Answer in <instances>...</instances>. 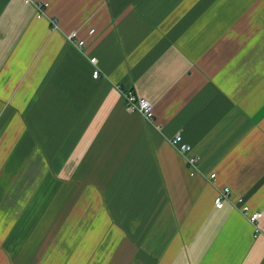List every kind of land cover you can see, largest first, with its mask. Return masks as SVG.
I'll return each instance as SVG.
<instances>
[{
    "label": "crops",
    "instance_id": "0c3cea01",
    "mask_svg": "<svg viewBox=\"0 0 264 264\" xmlns=\"http://www.w3.org/2000/svg\"><path fill=\"white\" fill-rule=\"evenodd\" d=\"M42 1L0 0V264H264V0Z\"/></svg>",
    "mask_w": 264,
    "mask_h": 264
},
{
    "label": "built area",
    "instance_id": "2783aa9c",
    "mask_svg": "<svg viewBox=\"0 0 264 264\" xmlns=\"http://www.w3.org/2000/svg\"><path fill=\"white\" fill-rule=\"evenodd\" d=\"M24 3H31L35 8V16L40 17L44 8L46 7V3L42 0H23ZM56 26L55 21L50 19V27L54 29ZM68 39L75 44L76 47L80 48L82 45V41L75 40L74 33H70L68 35ZM89 62L94 64L95 59L93 57L89 58ZM98 71L97 69H93L91 72V76L93 78L97 77ZM121 97L124 102V107L127 111L136 112L141 115L146 121L152 120V105L146 99L142 97H136L131 90H121ZM169 143L175 147L178 153L184 158V162L189 170V175H192L197 167L198 158L195 154L190 153V147L181 141V137L178 133H176L171 139H169ZM214 175L211 173L207 176V180L211 181ZM229 189L227 187H223L217 190V193L213 199V207L220 208L225 200H227L229 196ZM237 202H241V199L238 198ZM240 213L246 217L247 221L250 223H255L258 218L259 213L253 212L248 214L247 207L244 205H240L239 208Z\"/></svg>",
    "mask_w": 264,
    "mask_h": 264
}]
</instances>
